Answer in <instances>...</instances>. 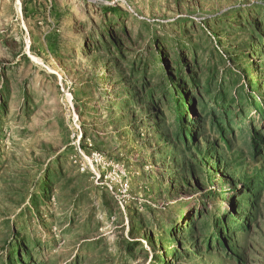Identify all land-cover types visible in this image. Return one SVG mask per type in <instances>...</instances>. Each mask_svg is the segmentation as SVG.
<instances>
[{"label": "rangeland", "instance_id": "rangeland-1", "mask_svg": "<svg viewBox=\"0 0 264 264\" xmlns=\"http://www.w3.org/2000/svg\"><path fill=\"white\" fill-rule=\"evenodd\" d=\"M262 25L264 0H0V264L13 246L22 264H236L183 232L206 219L198 210L229 208L231 192L218 195L220 165L206 164L210 183L182 172L156 125L169 79L148 47H163L170 74L185 59L179 74L203 99L250 87L264 101ZM258 208L244 264H264V192Z\"/></svg>", "mask_w": 264, "mask_h": 264}, {"label": "trees", "instance_id": "trees-1", "mask_svg": "<svg viewBox=\"0 0 264 264\" xmlns=\"http://www.w3.org/2000/svg\"><path fill=\"white\" fill-rule=\"evenodd\" d=\"M112 13H117V11ZM247 22L253 25L251 20ZM254 33L255 39L262 38L260 31L255 30ZM106 35L112 41L115 50L119 51V47L114 42V34L106 32ZM150 47H148L149 52L152 53L156 63L164 67L165 77L169 79L166 93H162L163 95L159 98V103L162 100L167 109L164 115L166 119H161L158 114L156 125L163 126L165 132L170 135L171 144L179 151L183 159L181 160L182 172L190 174L191 179L196 182L194 169L199 167L206 173L205 182L210 183L211 176L208 168L205 169L206 164L212 162L214 166L220 165L225 169L228 188L220 190L218 195L221 198L224 191L231 192L232 201L229 208H223L221 201L218 200L211 210L207 207L198 210L195 216H198L200 220L203 217L206 219L199 226L197 225L198 227L191 221L187 222L183 232L189 236L196 234L195 242L203 237L198 243H202L207 252L210 253L216 249L226 254L227 258L232 259L236 264H244L243 242L247 240L257 224L260 215L259 200L264 192V101L257 96L254 97V89L250 87L239 90L229 99L222 90H218L212 98L203 99L197 86L196 76L187 73V79H184L179 74V69H184L185 59L178 56L174 62L175 70L170 74L171 65L169 58L163 52V47L154 41ZM142 74L143 80L140 81L143 82L141 85L147 91L146 94L149 93L150 96L153 93L156 94L158 89H148L146 86L145 68ZM189 85L194 89L197 87V92L187 95ZM205 87L206 95L209 86L205 85ZM153 101L151 99L150 104L156 102L153 103ZM231 105L237 109L236 114L231 115L228 110H225ZM244 109L248 113L245 117L242 116ZM154 112L157 115V110ZM237 114L241 115V118H238L240 116ZM236 120H239V124ZM238 133L240 134L239 139L243 140L241 147L237 145L238 139L235 136ZM243 147H246L248 156H245ZM191 155L192 160L195 161L194 164H192ZM223 157H229L227 162H224ZM249 162L254 165L252 166L254 174L241 170ZM255 166L261 167L254 170ZM213 194L212 191L205 193L202 198L211 199ZM203 203L204 200L202 205L206 206ZM170 235L172 238L178 235L177 244L182 245L183 242L179 241L183 235L182 231L171 232ZM236 236H240L239 240L234 238ZM13 248L15 249L16 246L11 247L6 264H22L20 257L14 255ZM181 256L184 254L178 250L173 254L172 259L175 260ZM162 260L163 256L157 258V262Z\"/></svg>", "mask_w": 264, "mask_h": 264}]
</instances>
